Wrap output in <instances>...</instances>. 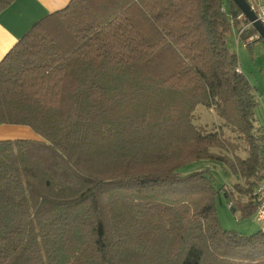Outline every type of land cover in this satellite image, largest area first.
Wrapping results in <instances>:
<instances>
[{"label":"trees","instance_id":"1","mask_svg":"<svg viewBox=\"0 0 264 264\" xmlns=\"http://www.w3.org/2000/svg\"><path fill=\"white\" fill-rule=\"evenodd\" d=\"M239 14L232 0H69L9 48L0 122L39 139L0 140V264H264V229L228 231L215 206L223 194L253 215L264 173L255 88L227 45L231 28L257 35ZM197 105L223 122L195 124ZM200 159L236 182L178 171Z\"/></svg>","mask_w":264,"mask_h":264},{"label":"rangeland","instance_id":"2","mask_svg":"<svg viewBox=\"0 0 264 264\" xmlns=\"http://www.w3.org/2000/svg\"><path fill=\"white\" fill-rule=\"evenodd\" d=\"M224 7L228 9L229 0H221ZM238 25H242V22ZM236 31V30H235ZM236 37L234 35V28L227 35V45L238 57L239 67L241 72L245 74L252 86L255 88V93L257 96V106L255 109V119L259 124H264V44L261 41L255 42L250 47H247L245 43L240 40L236 42ZM194 122L195 124H205L207 129L214 128L218 125L213 123L215 114L210 109L197 105L194 111ZM201 124V125H202ZM225 136L230 135L233 139H236L227 129L224 130ZM242 152L239 154L241 155ZM206 169L208 173L212 176L216 186H221V188L231 187L236 181L233 177L229 175L225 168L208 159H200L185 163L179 167L178 171L181 174H187L189 172ZM222 192V191H221ZM223 193V192H222ZM229 199L223 194H219L215 197V206L217 216L219 218L220 224L223 228L229 230H234L243 234H251L264 224V221H255L253 215L242 216L239 208L236 206V210L232 211L228 206Z\"/></svg>","mask_w":264,"mask_h":264},{"label":"crops","instance_id":"3","mask_svg":"<svg viewBox=\"0 0 264 264\" xmlns=\"http://www.w3.org/2000/svg\"><path fill=\"white\" fill-rule=\"evenodd\" d=\"M68 2L69 0H14L7 8L4 9V11H1L0 61L9 48H11L19 40V38L27 32L33 23L44 16L65 7ZM234 35L236 37L235 40L238 43L240 40L238 39V35L235 30ZM210 110L213 111V109ZM214 114L215 116L213 117L215 118L213 123L220 125L223 120L218 117L215 112ZM202 125L205 124L203 123ZM21 137L24 139H39V136L26 125L4 124L0 122V140L16 139ZM241 156L245 157V152H242ZM233 180L236 181L235 177H233ZM261 229H264V224Z\"/></svg>","mask_w":264,"mask_h":264},{"label":"built area","instance_id":"4","mask_svg":"<svg viewBox=\"0 0 264 264\" xmlns=\"http://www.w3.org/2000/svg\"><path fill=\"white\" fill-rule=\"evenodd\" d=\"M249 4L251 10L256 15V18L264 26V0H245ZM242 14L237 16V19H240ZM233 22V21H232ZM249 25H251L249 23ZM238 35V34H237ZM254 39H257V35L247 37L243 42L246 44L252 42ZM238 72H241L240 67L237 68ZM251 201L255 204L256 208L253 214V219L255 221H264V173L258 183L254 186L251 193ZM232 201L228 202V206H232Z\"/></svg>","mask_w":264,"mask_h":264},{"label":"water","instance_id":"5","mask_svg":"<svg viewBox=\"0 0 264 264\" xmlns=\"http://www.w3.org/2000/svg\"><path fill=\"white\" fill-rule=\"evenodd\" d=\"M233 3L239 8L243 16L248 20L251 26L255 29L257 33V38L261 39L264 44V26L256 18V15L251 10L249 4L245 0H232Z\"/></svg>","mask_w":264,"mask_h":264}]
</instances>
